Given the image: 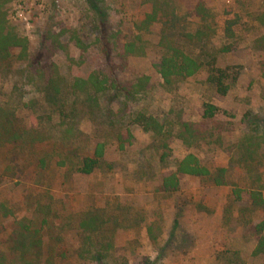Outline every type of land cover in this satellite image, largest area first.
<instances>
[{
	"label": "rangeland",
	"instance_id": "1",
	"mask_svg": "<svg viewBox=\"0 0 264 264\" xmlns=\"http://www.w3.org/2000/svg\"><path fill=\"white\" fill-rule=\"evenodd\" d=\"M154 8L157 20L143 23ZM3 10L7 30L28 41L25 55L16 47L0 61V204L10 211L0 208V251L9 264H20L9 240L22 219L40 229L35 264H264L253 255L264 206L251 201L253 189L264 198V145L252 157L243 147L264 126V0H7ZM164 40L225 70L227 93L207 81V65L165 87L155 67ZM129 42L141 50L117 78L148 76V90L131 100L74 85L93 71L114 77ZM208 104L219 130L187 146L182 124L201 122ZM137 113L163 123L168 149ZM98 143L100 167L80 173ZM190 153L225 168L227 184L179 175V188L165 190ZM91 216L101 226L93 234L81 227Z\"/></svg>",
	"mask_w": 264,
	"mask_h": 264
},
{
	"label": "trees",
	"instance_id": "2",
	"mask_svg": "<svg viewBox=\"0 0 264 264\" xmlns=\"http://www.w3.org/2000/svg\"><path fill=\"white\" fill-rule=\"evenodd\" d=\"M7 0H0V61L7 60L11 55V49L20 48L21 54L25 55L27 51L28 41L26 38L19 36L17 33L7 30L6 27V13L3 10V6ZM196 10L206 19L209 17L204 6L198 4ZM159 16L157 8L151 14L146 16L143 23H151L156 21ZM229 26L226 28V32H229ZM229 34V33H228ZM164 53L159 61L155 65L157 72L159 73L163 85L167 88H172L178 83H181L188 78L196 75L203 66H209V75L207 81L215 88L216 92L225 95L230 89L229 77L226 75L225 70L221 68H215L210 62H203L189 54L176 42L164 40L162 41ZM140 48L136 47L134 42L125 44L122 53L116 55L117 63L112 67L117 70L114 77L107 78L104 74L98 71L89 73L86 77L78 78L75 80L74 85L76 87L87 86L92 88L95 92H103L107 90H115L120 92L127 99H134L138 94H141L148 90L151 86L148 76H140L136 79L118 80V76L124 72L127 66V59L130 55L137 53ZM216 109L213 105L208 104L204 110L203 120L201 122L182 124L180 136L182 141L187 146H199L200 141H205L211 132L219 130L213 123V119L216 115ZM134 122L139 124L144 131H150L152 134L161 140V145L164 149H168V133L164 130V125L156 117L146 115L143 113H137ZM208 123L210 128L205 130L200 126ZM211 124V125H210ZM257 126L258 123L255 122ZM221 128V127H220ZM130 131L119 134L117 137L119 148L122 150L125 147V142L130 141ZM247 143L243 146L248 157H252L262 145H264V126L259 129L255 128L252 132L248 133L246 137ZM105 144L98 143L95 146L93 154L86 156L82 159L78 169L82 174H91L95 169L99 168L104 155ZM165 153V152H164ZM165 154L162 155V157ZM179 175H189L202 179L209 180L215 186H223L227 184V172L223 167L211 169L201 163L196 155L190 153L186 155L177 165L176 172L163 179V188L167 191H175L179 188ZM234 196L238 199L241 197L240 189L235 188L233 190ZM252 204L256 207L264 206V198L259 190L253 189L251 192ZM3 206L0 204V208ZM3 214L7 215L10 211L7 208H2ZM9 211V212H8ZM99 218L91 216L89 219L81 223L83 230L89 233H95L101 226L98 224ZM16 229L11 236V247L16 254V260L20 264H35L41 257L42 238L40 235V229L31 227L25 223V220L17 221ZM254 256L264 257V236H261L256 248L253 251ZM101 258V257H100ZM96 258V259H100ZM0 264H9L7 255L0 251Z\"/></svg>",
	"mask_w": 264,
	"mask_h": 264
}]
</instances>
